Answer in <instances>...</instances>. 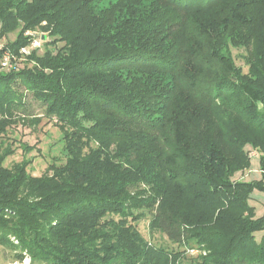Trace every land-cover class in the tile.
<instances>
[{
  "label": "trees",
  "instance_id": "16d2710c",
  "mask_svg": "<svg viewBox=\"0 0 264 264\" xmlns=\"http://www.w3.org/2000/svg\"><path fill=\"white\" fill-rule=\"evenodd\" d=\"M16 30L0 50V244L16 261L264 264V0H0V35ZM26 91L61 131L65 158L41 175L26 155L6 165L9 127L43 119ZM248 146L262 177L234 179ZM147 217L177 248L150 243Z\"/></svg>",
  "mask_w": 264,
  "mask_h": 264
},
{
  "label": "rangeland",
  "instance_id": "374dc122",
  "mask_svg": "<svg viewBox=\"0 0 264 264\" xmlns=\"http://www.w3.org/2000/svg\"><path fill=\"white\" fill-rule=\"evenodd\" d=\"M116 0H100L101 7L108 6L110 3H113ZM40 27H38L37 33L40 34ZM31 30V29H30ZM28 32H31L27 30ZM19 30L11 32L6 36L0 35V50L7 44V41H13L17 38ZM40 41V40H39ZM41 45V41H40ZM250 49L253 46V43H250ZM247 48H233V54L235 56L236 62L238 65L242 66L245 71H247V62L246 54ZM29 50V48H28ZM43 50V49H42ZM24 89L23 86H21ZM25 102L27 103V113H30L31 116H42V121L38 124L24 123V121H18L14 123L8 129L6 136H2L10 141H15L16 152L15 154L9 156L6 160L7 166H12L15 162L21 161L24 156L32 159V163L29 166L30 171L35 175H41L46 172L47 167L53 161L64 160L65 156L62 152V144L60 142L61 131L58 126L54 124L53 121H50L47 116H44V108L42 103L36 100L31 92L25 94ZM17 117H23L24 114L21 111L16 113ZM27 116V117H31ZM27 143L29 146H33V150L30 152H25V150L19 146L20 143ZM250 150L251 156V168L245 170L244 172H238L234 179H244V180H253L259 179L262 177V169L260 168V155L256 150L247 147ZM145 186V185H144ZM250 203L255 207L257 217L264 215V192L259 190H254L251 195ZM148 217L141 220L138 224L139 229L142 233L149 239L150 243H153L157 246L165 245L177 248V245L170 241V239L163 233L151 230L149 227ZM258 237H261L260 233L257 234ZM15 237L12 238L14 240ZM196 249V250H195ZM180 250L186 254L187 257L196 256L200 253L197 246H187L181 248ZM30 257L25 256L24 260L16 261L14 259V251L12 248L7 247L3 244H0V264H29Z\"/></svg>",
  "mask_w": 264,
  "mask_h": 264
},
{
  "label": "built area",
  "instance_id": "2783aa9c",
  "mask_svg": "<svg viewBox=\"0 0 264 264\" xmlns=\"http://www.w3.org/2000/svg\"><path fill=\"white\" fill-rule=\"evenodd\" d=\"M33 45L34 46H39L40 45V41L37 40V39L34 40ZM22 51L25 52V53H28L29 52L28 48H23ZM9 62H10V55L9 54H5V56H4V62H3L4 65H7Z\"/></svg>",
  "mask_w": 264,
  "mask_h": 264
}]
</instances>
